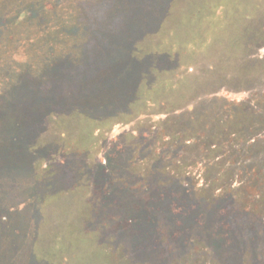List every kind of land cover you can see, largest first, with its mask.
Instances as JSON below:
<instances>
[{
  "label": "trees",
  "instance_id": "trees-1",
  "mask_svg": "<svg viewBox=\"0 0 264 264\" xmlns=\"http://www.w3.org/2000/svg\"><path fill=\"white\" fill-rule=\"evenodd\" d=\"M0 232L23 264H264V0H0Z\"/></svg>",
  "mask_w": 264,
  "mask_h": 264
},
{
  "label": "rangeland",
  "instance_id": "rangeland-1",
  "mask_svg": "<svg viewBox=\"0 0 264 264\" xmlns=\"http://www.w3.org/2000/svg\"><path fill=\"white\" fill-rule=\"evenodd\" d=\"M247 10H248V5H245L242 9H239V12L241 14H244ZM241 14L237 15L238 16V19H237L238 23L240 21L245 20V18L241 17ZM243 23H244V21L241 23V26H243ZM10 83H11V81H10ZM15 205H16V201H15ZM32 212H34V211H32ZM33 220L29 219V223H32ZM134 225H135V227L132 228L131 232L129 233L130 236L133 237V240H134V237H140V234H141L139 232V227L136 225V223ZM25 228L29 230L31 227L25 225ZM33 232H34V230H32V233ZM124 235H126V233H124ZM6 236L7 235H4V234H2V232H0V237L1 238L3 237L2 239H0V264H23L22 260L19 259V255L22 253L21 249H25V245L20 241L22 237L20 238V236H18L14 241H11L10 238H9V240H7ZM166 238H168V237H166ZM23 239H25V238H22V241H23Z\"/></svg>",
  "mask_w": 264,
  "mask_h": 264
}]
</instances>
